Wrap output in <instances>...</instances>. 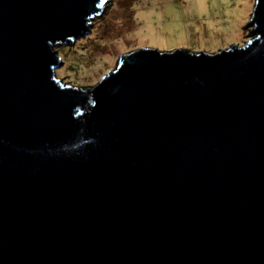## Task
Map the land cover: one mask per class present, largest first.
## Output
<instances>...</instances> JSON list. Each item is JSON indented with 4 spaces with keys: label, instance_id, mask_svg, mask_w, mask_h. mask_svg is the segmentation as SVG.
<instances>
[{
    "label": "water",
    "instance_id": "1",
    "mask_svg": "<svg viewBox=\"0 0 264 264\" xmlns=\"http://www.w3.org/2000/svg\"><path fill=\"white\" fill-rule=\"evenodd\" d=\"M106 1L0 0V264H264V0L242 45L72 86Z\"/></svg>",
    "mask_w": 264,
    "mask_h": 264
},
{
    "label": "rangeland",
    "instance_id": "2",
    "mask_svg": "<svg viewBox=\"0 0 264 264\" xmlns=\"http://www.w3.org/2000/svg\"><path fill=\"white\" fill-rule=\"evenodd\" d=\"M92 31L54 47L62 57L56 75L75 87L97 84L119 56L136 48L218 52L248 40L255 0H107Z\"/></svg>",
    "mask_w": 264,
    "mask_h": 264
}]
</instances>
